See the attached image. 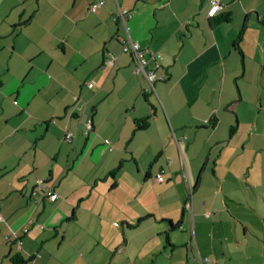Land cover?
Returning a JSON list of instances; mask_svg holds the SVG:
<instances>
[{
  "label": "crops",
  "instance_id": "1",
  "mask_svg": "<svg viewBox=\"0 0 264 264\" xmlns=\"http://www.w3.org/2000/svg\"><path fill=\"white\" fill-rule=\"evenodd\" d=\"M95 1L0 0V264H183L178 249L187 264H264V184L249 182L242 155L264 153V0H221L213 17L207 0H104L92 12ZM128 38L162 54L164 80L151 87L135 72L120 50ZM242 128L238 152L228 146ZM64 129H78L71 143ZM37 179L59 197H41ZM229 180L247 187L232 192ZM189 185L194 219L183 209ZM220 187L229 215L215 203ZM152 190L158 202L173 196L180 216L142 211ZM139 234L155 242L138 248Z\"/></svg>",
  "mask_w": 264,
  "mask_h": 264
},
{
  "label": "rangeland",
  "instance_id": "2",
  "mask_svg": "<svg viewBox=\"0 0 264 264\" xmlns=\"http://www.w3.org/2000/svg\"><path fill=\"white\" fill-rule=\"evenodd\" d=\"M245 132H246L245 129L242 128L241 131H240V135L239 134L235 135V137L233 138L232 142L229 144L228 147H232L235 151L239 152V150H241L242 147H243V145H241L240 142L244 138ZM237 146L239 147L238 150H236ZM254 146L255 145H253L251 148H253ZM251 148H250V146H247V148L244 150V152H242V155H245V157H246L247 165L251 164V175L249 177V182L252 183V184H259L263 180V184H264V171H261V169H260V158L264 157V153L260 152V153H257V155H256L255 151L252 150ZM229 157L231 158L232 154H229ZM237 161H238V159L236 160V163H237ZM228 162H229V159L223 158V162H222L223 166L220 169H222V168L225 169ZM210 163H211V161H210ZM263 167H264V162H263ZM229 182L231 183L230 189H231L232 192L233 191L240 192L241 190L243 191L244 187H247V183L244 182V181H241V184L243 185V188L241 187V184L239 185V182L237 180H233L232 182H231V180H229L228 183ZM250 183H248V184H250ZM215 190H216L215 192H219L218 197L215 199V203L218 205L217 207H219V210L221 209V210L225 211L227 213V215H229L227 209H225L226 208L225 206H227L228 203H230V204H232V203L229 202V201L226 202V203L223 202V190L221 189V187L219 189L216 188ZM258 190H260V189H258ZM149 194H150V198L148 200L149 202H147L146 204H144L141 207L142 211L148 210V209L151 210L153 208H155V210H157L161 206L162 210H163V212H165V214H171V215H174V216H177V214H179V216H180L181 212H180V209L177 206V205H179V203L176 202V204L174 205V202L172 201L173 199L169 198V197H173V196H166V197H164L162 199L161 202H158L157 201L158 194L156 192H154L152 190V191H149ZM253 201L256 202V201H259V200L256 199V198H253ZM261 201L264 202V198H261ZM201 207L204 210L206 209L205 211H203V214H201V215L202 216L205 215L206 217H208L210 215L211 211H209V209H207L205 206H201ZM186 210H187L186 211V215L188 217H190V218L194 219L198 215L197 211L195 209H193V202H192V208L191 209H186ZM158 212H160V211H158ZM225 212H224V214H225ZM221 224L225 227L224 230H223V233L229 234L231 232V227H232L230 225V223L227 222V221L226 222L223 221ZM239 227H240V225H239ZM136 230H133L131 232H135ZM219 232H221V229H219ZM145 240H147L149 242V244H151V245L155 242L152 239L149 240L148 236H144V234H139L137 236V239H133L132 241H133V243H136L137 245H139L138 248H140L141 246H143V242ZM259 246L263 247L261 245H259ZM178 252H179V258H181L182 263L183 264H187V259L183 255L184 254V250L183 249H178L176 251L173 259L178 261ZM159 258H160V256L158 255V259ZM122 262H125V260H123Z\"/></svg>",
  "mask_w": 264,
  "mask_h": 264
},
{
  "label": "built area",
  "instance_id": "3",
  "mask_svg": "<svg viewBox=\"0 0 264 264\" xmlns=\"http://www.w3.org/2000/svg\"><path fill=\"white\" fill-rule=\"evenodd\" d=\"M208 8H207V16L213 17L223 6L221 0H207ZM103 4V0H99L98 2L94 3L91 6V10L94 12L96 11L101 5ZM126 11L119 10L118 18L123 22L125 29L127 30L128 27L126 26V18H125ZM115 19V18H114ZM121 52L122 53H129L136 61L135 72L138 75H142L145 77L147 83L153 87V84L156 81H161L165 79L164 73L160 72L159 69L161 68L160 60L162 58V54L159 51H148L145 48H142L137 41L128 38L122 41L121 44ZM109 64H112V60H106ZM151 64V66H150ZM93 81L88 82V86H93ZM206 122V120H205ZM92 127V123L88 121L86 128L89 130ZM66 138H70V134H66ZM156 180L161 182L164 180L163 171H160L156 174ZM38 186H43L44 182L41 179H37ZM191 189V185H189ZM47 197L54 201L57 199L58 194L54 191L48 190ZM185 207L187 209L192 208V201L188 199ZM0 220H3V217L0 214ZM13 236H16L13 234Z\"/></svg>",
  "mask_w": 264,
  "mask_h": 264
},
{
  "label": "trees",
  "instance_id": "4",
  "mask_svg": "<svg viewBox=\"0 0 264 264\" xmlns=\"http://www.w3.org/2000/svg\"><path fill=\"white\" fill-rule=\"evenodd\" d=\"M98 1H99V0H96L94 3L98 2ZM94 3L90 4V6H89L90 11H92V10H91V6H92ZM103 3H104V0H103ZM102 5H103V4H102ZM102 5H101V6H102ZM92 12H93V11H92ZM94 12H95V11H94ZM117 17H118V16H116L115 18L117 19ZM230 20H231V14H230V13H226V14H224V15L222 16V21H224V22H229ZM259 22L264 26V16H263L262 18L259 19ZM244 24H245V23H244ZM244 27H245V25L242 27L241 31L239 32L238 37H237V41L234 42L236 46H238V43L240 42V40H241V38H242V36H243ZM237 49H238V47H237ZM120 50H121V49H120ZM239 51H240V50H239ZM130 55H131V54H130ZM116 58H117V56L112 55V56H110V57L104 59V61H103V65H104V66H108V67H109V66H113V65H114V62H115V60H116ZM107 59H108V60H112V64H109V63L106 61ZM134 62H135V67H136V61L134 60ZM88 82H89V81H88ZM88 82L85 83V85H86L87 87H89V86H88ZM93 83H94V82H93ZM93 85H94V84H93ZM92 87H93V86H92ZM92 87H89V88H92ZM73 100H74V103H73V105H72V117L76 118L77 121H78V123H81L80 114H81L82 111L84 110L85 102H84V101H80V100H79V97H78L77 95L73 96ZM151 107L153 108V106H151ZM88 121H90V122L92 123V119H91V117H88V118L83 122V130H82V134L85 135V136H88V135H89L91 132H93V130H94L93 123H92V127H91V129L88 130V129L86 128V126H87V124H88ZM206 122H209V120L206 119ZM211 122H213V123H212L213 125L215 124V123H214V120H211ZM134 124H135V126H134V131H133V132H136V131H138V130H144V129H146V128L149 126V117H148V118H145V119H135ZM233 131H234V128H233V127L230 128V133H232ZM77 133H78V129L75 130V131L70 130V129H64V134H63L64 141L71 143V142L73 141V139H74V137L76 136ZM66 134H70V138H66ZM104 144L107 145V147L109 148V150L112 149V146H111V144L109 143V141H108L107 139H104ZM120 168H121V162L119 163V165H118L116 168L112 169V170L109 172V175L111 176V178H115V176H116L117 172L120 170ZM160 171H163V170L161 169ZM160 171H159V172H160ZM163 175H164V171H163ZM164 179H165V177H164ZM41 180L44 182V185H43V186H40V185L38 186V184H37V180H36V185L41 189V190H40V196H41V197H47V192H48V190H50V191H54V192H55V190L53 189V187H52L51 185H47V183H45V181H44L43 179H41ZM35 192H36L35 190L32 191V195H33V196L36 194ZM58 197H59V196H58ZM58 197H57V198H58ZM47 198H48V197H47ZM48 199H49V198H48ZM188 199H191V201H192V189H191L190 195L188 196L186 202L183 203V209H186L185 205H186ZM49 200H50V199H49ZM50 201H51V200H50ZM54 201H55V200H54ZM141 220H143V219H139V220H137L134 224H129V223H127V224H125V225H124V224H121V227H122V228L125 227L124 229L127 228V230H128V227H129V226L135 227V225H137ZM127 226H128V227H127ZM175 226H176V225H173L172 223L170 224V228H174ZM41 227H42V226H41ZM124 229H123V230H124ZM23 231L25 232V231H27V229H25V230H23ZM124 235H125V234L123 233V234H122V241H123V242H126V238H125ZM10 241H14V240H10ZM16 241H17V240H16ZM32 258H33V256L29 257L28 260L31 261ZM14 262L25 263V260L22 259V258H20V257H18V256H16V257L14 258Z\"/></svg>",
  "mask_w": 264,
  "mask_h": 264
}]
</instances>
